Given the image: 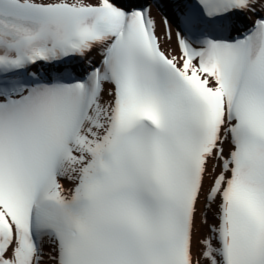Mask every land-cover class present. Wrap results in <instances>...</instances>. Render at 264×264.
I'll return each mask as SVG.
<instances>
[{
	"label": "snow or ice",
	"instance_id": "snow-or-ice-1",
	"mask_svg": "<svg viewBox=\"0 0 264 264\" xmlns=\"http://www.w3.org/2000/svg\"><path fill=\"white\" fill-rule=\"evenodd\" d=\"M0 264H264V0H0Z\"/></svg>",
	"mask_w": 264,
	"mask_h": 264
},
{
	"label": "bare ground",
	"instance_id": "bare-ground-1",
	"mask_svg": "<svg viewBox=\"0 0 264 264\" xmlns=\"http://www.w3.org/2000/svg\"><path fill=\"white\" fill-rule=\"evenodd\" d=\"M157 12V11H156ZM158 33L161 34L162 36V33H161V30H160V27H159V24H158ZM173 39V38H172ZM161 44L162 46H164L167 50L168 49H175V45L174 43L171 41V43H168L166 42L164 39H163V36H162V39H161ZM67 186V184H66Z\"/></svg>",
	"mask_w": 264,
	"mask_h": 264
}]
</instances>
